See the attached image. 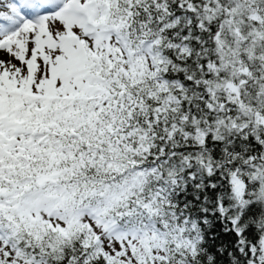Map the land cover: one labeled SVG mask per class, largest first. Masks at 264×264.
Returning <instances> with one entry per match:
<instances>
[{
  "label": "snow or ice",
  "instance_id": "snow-or-ice-1",
  "mask_svg": "<svg viewBox=\"0 0 264 264\" xmlns=\"http://www.w3.org/2000/svg\"><path fill=\"white\" fill-rule=\"evenodd\" d=\"M0 264H264V0H0Z\"/></svg>",
  "mask_w": 264,
  "mask_h": 264
}]
</instances>
